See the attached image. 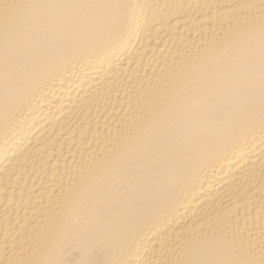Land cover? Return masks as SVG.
Segmentation results:
<instances>
[{
	"label": "bare ground",
	"instance_id": "bare-ground-1",
	"mask_svg": "<svg viewBox=\"0 0 264 264\" xmlns=\"http://www.w3.org/2000/svg\"><path fill=\"white\" fill-rule=\"evenodd\" d=\"M0 264H264V0H0Z\"/></svg>",
	"mask_w": 264,
	"mask_h": 264
}]
</instances>
